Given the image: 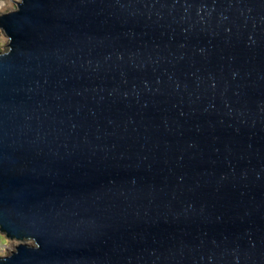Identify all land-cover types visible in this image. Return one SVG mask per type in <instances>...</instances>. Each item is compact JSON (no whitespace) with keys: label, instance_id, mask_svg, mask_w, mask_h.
<instances>
[{"label":"water","instance_id":"water-1","mask_svg":"<svg viewBox=\"0 0 264 264\" xmlns=\"http://www.w3.org/2000/svg\"><path fill=\"white\" fill-rule=\"evenodd\" d=\"M0 32V264H264V0H18Z\"/></svg>","mask_w":264,"mask_h":264},{"label":"rangeland","instance_id":"rangeland-1","mask_svg":"<svg viewBox=\"0 0 264 264\" xmlns=\"http://www.w3.org/2000/svg\"><path fill=\"white\" fill-rule=\"evenodd\" d=\"M17 1L18 0H0V4H2L0 9V14L13 10L15 8V3ZM5 44H6V37H4L3 34L0 32V51H2ZM0 244L8 246V250H6L3 254L0 255V256H5L14 249V246L17 244V242L15 241L8 242L4 236L0 235Z\"/></svg>","mask_w":264,"mask_h":264},{"label":"built area","instance_id":"built-area-1","mask_svg":"<svg viewBox=\"0 0 264 264\" xmlns=\"http://www.w3.org/2000/svg\"><path fill=\"white\" fill-rule=\"evenodd\" d=\"M6 250H8V246L0 244V255L3 254Z\"/></svg>","mask_w":264,"mask_h":264},{"label":"bare ground","instance_id":"bare-ground-1","mask_svg":"<svg viewBox=\"0 0 264 264\" xmlns=\"http://www.w3.org/2000/svg\"><path fill=\"white\" fill-rule=\"evenodd\" d=\"M1 5H2V4H0V9H1Z\"/></svg>","mask_w":264,"mask_h":264}]
</instances>
